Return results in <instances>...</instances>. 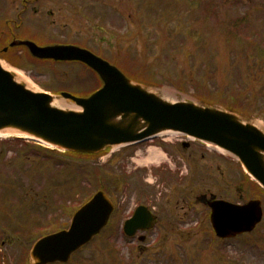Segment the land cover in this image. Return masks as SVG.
Here are the masks:
<instances>
[{"label": "rangeland", "instance_id": "rangeland-1", "mask_svg": "<svg viewBox=\"0 0 264 264\" xmlns=\"http://www.w3.org/2000/svg\"><path fill=\"white\" fill-rule=\"evenodd\" d=\"M12 35L84 47L131 78L158 86L150 88L173 91L172 100L234 106L264 129V0H0V50ZM0 60L38 91L85 96L100 85L77 63L37 61L22 47L0 53ZM160 147L169 152L155 160L152 150ZM46 151L0 136L3 264H27L39 232L52 224L67 227L73 211L98 189L115 205L109 226L67 264H264V195L227 153L177 135L111 158L109 152L75 158ZM202 196L239 204L258 197L262 220L249 234L217 239ZM139 204L160 223L131 238L122 223Z\"/></svg>", "mask_w": 264, "mask_h": 264}, {"label": "water", "instance_id": "water-1", "mask_svg": "<svg viewBox=\"0 0 264 264\" xmlns=\"http://www.w3.org/2000/svg\"><path fill=\"white\" fill-rule=\"evenodd\" d=\"M19 45L38 59L82 62L97 74L102 85L86 97L64 91L53 96L28 88L0 63V132L81 154L98 153L106 147L142 141L159 133L182 134L233 155L264 189V131L252 121L217 106L172 100L73 44L38 46L30 40H13L9 44ZM60 99L71 101L75 107H63ZM207 205L211 226L219 238L251 231L262 216L259 200L243 205L213 200ZM111 211L108 198L96 192L75 211L67 229L41 237L31 245L29 264L67 262L70 254L103 229ZM151 218L146 209L138 207L125 222L124 231L132 235L136 229H146Z\"/></svg>", "mask_w": 264, "mask_h": 264}, {"label": "bare ground", "instance_id": "bare-ground-1", "mask_svg": "<svg viewBox=\"0 0 264 264\" xmlns=\"http://www.w3.org/2000/svg\"><path fill=\"white\" fill-rule=\"evenodd\" d=\"M16 77H17L18 80H23V81H24V79H23L24 77L22 78V76L20 77L19 75H17ZM25 82L27 83V86H28V87H30V88L33 89V87H32L30 84H28V83H31L29 79L25 80ZM163 94H165L166 96H174V95H175L174 92L171 91V90H170V91H169V90H166L165 92H163ZM258 126H259L262 130H264L262 126H260V125H258ZM6 134H8V133L0 132V135H6ZM207 147H212V146L209 145V144H207ZM213 148L216 149L218 152H221V151H222V150L219 149V148H215V147H213ZM152 152H153V155H154V159H155V160H156L158 157L161 156V152H160L158 149H156V148H154V149L152 150ZM221 153H223V152H221Z\"/></svg>", "mask_w": 264, "mask_h": 264}, {"label": "flooded vegetation", "instance_id": "flooded-vegetation-1", "mask_svg": "<svg viewBox=\"0 0 264 264\" xmlns=\"http://www.w3.org/2000/svg\"><path fill=\"white\" fill-rule=\"evenodd\" d=\"M188 145H189V143L188 142H181V146H183V147H188ZM119 151H120V149H118ZM115 150H113V151H111L110 152V154H109V157L113 154V152H114ZM168 152L169 151H167L166 150V154L165 155H167L168 154ZM111 158V157H110ZM109 158V159H110ZM200 200L201 201H203V202H205L207 199L206 198H204V197H200ZM155 216V215H154ZM160 223V220L158 219V216H155V222H154V226H155V228L158 226V224ZM165 226H169V225H171V223L170 222H167L166 224H164ZM164 227V226H163ZM171 227V226H170Z\"/></svg>", "mask_w": 264, "mask_h": 264}, {"label": "trees", "instance_id": "trees-1", "mask_svg": "<svg viewBox=\"0 0 264 264\" xmlns=\"http://www.w3.org/2000/svg\"><path fill=\"white\" fill-rule=\"evenodd\" d=\"M232 108H233V110H237V109H235L234 106H233ZM238 112L241 113V111H239V110H238ZM243 112H244V111H243ZM244 113L246 114V112H244ZM246 115H248V114H246ZM32 145H34V144H32ZM35 146H36V145H35ZM36 147L39 148V149H43V148H40V147H42V146H36ZM46 152H48V153H57V152H55V151H53V150H47ZM65 155H69V156H72V157H87V156H84V155H76V154H73V153H70V152H66Z\"/></svg>", "mask_w": 264, "mask_h": 264}]
</instances>
